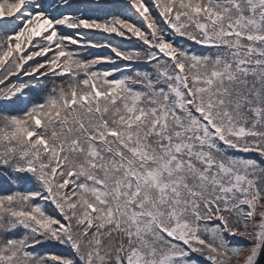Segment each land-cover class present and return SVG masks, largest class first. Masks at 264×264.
<instances>
[{
    "label": "snow or ice",
    "instance_id": "snow-or-ice-1",
    "mask_svg": "<svg viewBox=\"0 0 264 264\" xmlns=\"http://www.w3.org/2000/svg\"><path fill=\"white\" fill-rule=\"evenodd\" d=\"M0 264H264V0H0Z\"/></svg>",
    "mask_w": 264,
    "mask_h": 264
}]
</instances>
